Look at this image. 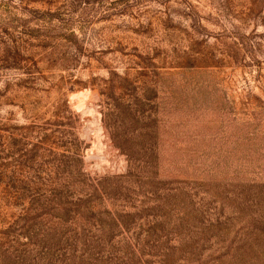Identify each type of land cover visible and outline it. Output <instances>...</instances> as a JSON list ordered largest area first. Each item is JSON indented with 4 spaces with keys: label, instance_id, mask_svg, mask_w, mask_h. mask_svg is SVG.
<instances>
[{
    "label": "rangeland",
    "instance_id": "374dc122",
    "mask_svg": "<svg viewBox=\"0 0 264 264\" xmlns=\"http://www.w3.org/2000/svg\"><path fill=\"white\" fill-rule=\"evenodd\" d=\"M0 264H264V0H0Z\"/></svg>",
    "mask_w": 264,
    "mask_h": 264
}]
</instances>
